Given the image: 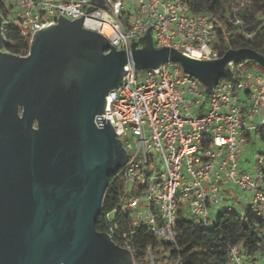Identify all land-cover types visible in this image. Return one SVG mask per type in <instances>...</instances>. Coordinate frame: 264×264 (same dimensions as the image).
I'll use <instances>...</instances> for the list:
<instances>
[{"label":"built area","instance_id":"2783aa9c","mask_svg":"<svg viewBox=\"0 0 264 264\" xmlns=\"http://www.w3.org/2000/svg\"><path fill=\"white\" fill-rule=\"evenodd\" d=\"M11 7L3 28L12 24L29 41L35 31L57 25L59 16L72 22L84 15L81 28L103 37L115 51L130 53L131 43L133 50L142 49L138 39L148 29L156 50L171 48L197 61L221 57L213 15L193 13L189 0H13ZM89 7L96 10L85 13ZM235 12L228 24L251 39ZM244 66L228 64L230 79L220 80L209 93L177 65L142 71L133 62L124 66L122 83L108 92L104 115L96 117L109 120L126 153L120 169L126 195L121 209L131 232L146 228L174 244L178 217L205 228L212 210L248 214L236 210L239 205L257 216L264 213V156L256 160L253 173L242 170L238 161L249 135L264 132V76ZM118 247L134 264L127 242ZM229 258L230 264H264V249L256 259L231 249Z\"/></svg>","mask_w":264,"mask_h":264},{"label":"water","instance_id":"95a60500","mask_svg":"<svg viewBox=\"0 0 264 264\" xmlns=\"http://www.w3.org/2000/svg\"><path fill=\"white\" fill-rule=\"evenodd\" d=\"M83 16L72 22L59 16L57 25L34 32L27 59L8 67L0 61V264H132L126 250L94 228L107 178L127 160L109 120L96 116L104 115L106 96L122 83L128 62L139 71L178 65L204 93L230 79L232 62L264 70V57L249 49H229L214 61L156 50L148 29L138 39L142 49L131 43L130 53L115 51L81 28ZM64 26L85 36L83 45ZM66 54L75 75L65 90L53 75Z\"/></svg>","mask_w":264,"mask_h":264},{"label":"trees","instance_id":"16d2710c","mask_svg":"<svg viewBox=\"0 0 264 264\" xmlns=\"http://www.w3.org/2000/svg\"><path fill=\"white\" fill-rule=\"evenodd\" d=\"M189 5L193 13L213 15L221 56L229 49H249L264 57V0H259L252 8H239L235 12L245 22V30L253 34L251 39H245L238 27L228 24L227 18L233 17L234 11L225 7L224 0H189ZM11 12L12 7L6 6L5 0H0L3 23L9 20ZM3 32L6 51L20 56L28 54L30 41L21 37L15 26L4 24ZM255 134L264 144V132ZM125 196L124 179L121 170H118L107 178L101 211L94 228L98 234L107 236L112 230L111 240L115 246L127 242L134 264H150L149 253L152 264H230L231 249H236L239 255L248 259H256L264 249V213L260 216L220 213L213 227L205 228L178 217L173 229L174 244H170L146 228L130 231L129 217L121 209ZM113 211L116 213L112 219H107L106 215Z\"/></svg>","mask_w":264,"mask_h":264},{"label":"rangeland","instance_id":"374dc122","mask_svg":"<svg viewBox=\"0 0 264 264\" xmlns=\"http://www.w3.org/2000/svg\"><path fill=\"white\" fill-rule=\"evenodd\" d=\"M257 3H259V0H224L225 7L228 9H231L232 11H238L239 8H252ZM6 6H13V0H5ZM243 64H245V69L247 68H253L257 71H259L264 76V71L262 68H260L258 65L251 61H243ZM168 68H172L169 67ZM178 68L181 70V68L178 66ZM182 71V70H181ZM139 74V73H138ZM201 99V98H200ZM201 114V113H200ZM264 156V144L260 141L259 136H257L254 132L251 133L250 138L246 141V143L243 145L242 151L239 155L238 161L240 168L242 170L248 171L249 173L254 172V166L256 163V160L259 157ZM242 194L236 193V197H240ZM245 205L248 204V201L243 202ZM241 206H235L236 210L243 211V213H249V209H242ZM246 210V211H245ZM216 210H212L210 212V222L209 227H213L215 224L218 214L216 213ZM264 236V232H263Z\"/></svg>","mask_w":264,"mask_h":264},{"label":"flooded vegetation","instance_id":"af4514ba","mask_svg":"<svg viewBox=\"0 0 264 264\" xmlns=\"http://www.w3.org/2000/svg\"><path fill=\"white\" fill-rule=\"evenodd\" d=\"M4 28H3V18L0 14V61L4 62L6 66L8 67L9 64H15L18 60H25L29 57V52L26 56H20V55H13L5 50V40H4ZM62 32L65 34H69L71 38H76L79 43L83 45V40L85 39V36H82L80 32L76 29H73L70 26H64L62 29ZM73 56L70 54H66L65 57L62 59V65L58 67V70L54 72L53 74V80L58 84V86H62L65 88V90L70 86L71 81L74 80L75 72H72V64L71 59ZM4 64V65H5ZM23 113V107L20 105L17 108V115L19 118L22 117ZM33 129L37 130V122H33Z\"/></svg>","mask_w":264,"mask_h":264},{"label":"crops","instance_id":"0c3cea01","mask_svg":"<svg viewBox=\"0 0 264 264\" xmlns=\"http://www.w3.org/2000/svg\"><path fill=\"white\" fill-rule=\"evenodd\" d=\"M251 135V134H250ZM250 135H249V137L248 138H250ZM248 138H247V140H248ZM233 196V195H232Z\"/></svg>","mask_w":264,"mask_h":264}]
</instances>
